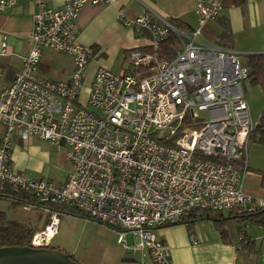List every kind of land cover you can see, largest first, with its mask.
I'll return each mask as SVG.
<instances>
[{"label": "built area", "instance_id": "1", "mask_svg": "<svg viewBox=\"0 0 264 264\" xmlns=\"http://www.w3.org/2000/svg\"><path fill=\"white\" fill-rule=\"evenodd\" d=\"M23 0H0V11ZM33 0L30 47L11 81L0 88V186L25 193L48 223L31 238L45 246L60 211L74 207L89 218L132 234L131 250L152 264H172L153 230L199 211L250 213L264 209V188H244L246 144L254 128L244 96L248 69L237 52L205 40L204 26L220 18L225 0H192L195 26L182 29L153 10L118 19L135 32L148 31L149 50H130L114 72L96 69L81 97L93 48L77 41L76 18L85 4L115 0H69L49 7ZM173 34L180 46L170 58L159 48ZM6 43H1L4 54ZM66 54L64 79L42 77L44 50ZM31 136L67 147L71 170L62 182L28 177L10 167L11 143ZM198 244L194 234L189 235ZM117 241L126 246L122 230ZM264 248V244H263Z\"/></svg>", "mask_w": 264, "mask_h": 264}, {"label": "crops", "instance_id": "2", "mask_svg": "<svg viewBox=\"0 0 264 264\" xmlns=\"http://www.w3.org/2000/svg\"><path fill=\"white\" fill-rule=\"evenodd\" d=\"M68 1L47 0L46 4L49 7H59ZM120 9L129 18L153 10L168 20H179L184 27L186 25L190 28L195 26L192 0H115L111 4H85L76 18L77 41L91 46L93 57L84 70L82 98L87 94L97 68L102 67L117 72L121 69L126 54L130 50L146 47L150 43L148 31L135 32L133 28L119 21L118 11ZM36 10L37 6L33 0H23L0 11V50L2 41L5 40L6 43L4 54L0 53V88L11 81L15 71L21 65L22 56L30 47L33 15ZM225 23L229 25L231 36L227 42L219 38ZM206 26L215 31L214 39L210 42L231 48L237 52L238 56L264 52V0H245L240 5H233L232 0H229L228 4L223 6L220 18L207 23ZM203 38L205 39L204 36ZM58 65L53 76L46 78H66L72 67L71 58L69 57L65 64L59 62ZM39 71L41 73L40 65ZM84 88L85 91H83ZM3 131L4 125L0 122V136ZM34 137L36 136H31L25 142L17 137L13 138L10 158V167L13 170L25 174V165L29 160H27V155L22 153V148L31 147V145L35 147L33 146ZM67 174L59 182L64 181ZM256 176L257 179H261L260 174ZM262 189L260 184L259 189L254 192L259 194ZM246 191L249 192L248 189ZM233 222L239 221L230 218L222 225L224 236L220 234L216 223L208 218L196 219L191 224L157 226L153 233L167 248L172 264H264L261 226V233L257 235H250L245 231L248 240L244 245H240L238 241L241 232L232 228ZM125 232L122 230L123 236ZM190 234H194L198 239V244H193L189 240ZM131 244L126 243L127 247H121L120 256L125 264H152L148 257H142L138 252L132 251ZM128 254L132 256L125 257ZM139 259L140 262H138Z\"/></svg>", "mask_w": 264, "mask_h": 264}, {"label": "rangeland", "instance_id": "3", "mask_svg": "<svg viewBox=\"0 0 264 264\" xmlns=\"http://www.w3.org/2000/svg\"><path fill=\"white\" fill-rule=\"evenodd\" d=\"M134 4H136L135 1ZM202 35L206 40L213 41L215 31L208 29L205 25ZM68 60L69 57L64 54L44 50L40 63V75L50 77L57 70L59 62L65 64ZM239 60L244 64L245 55L240 54ZM243 89L251 120L255 126L264 114V93L259 84L249 79L243 82ZM261 135L264 134L256 132L246 144L245 156L248 170L244 175V188L251 194H256L254 190L259 189L260 186V178L257 179L256 175L264 171V141H261ZM33 144L35 147L31 145V147L22 148V153H25L29 160L25 165V175L51 179L55 182L61 181L71 169V164L66 157L67 147H57L37 137H34ZM0 210L5 213L7 219L29 223L36 231L43 228L46 219L44 211L32 207L25 209L14 206L8 199L0 200ZM58 220L56 232L45 246L68 254L80 264H125L120 256L122 244L117 241L120 231L124 229H117L111 225L69 213H61ZM231 225L235 231H246L250 235L261 233L260 226L245 219H240L239 222H233ZM125 231L126 243L131 244V232ZM127 256L131 257L132 254L125 255ZM140 261L139 259L138 262Z\"/></svg>", "mask_w": 264, "mask_h": 264}, {"label": "trees", "instance_id": "4", "mask_svg": "<svg viewBox=\"0 0 264 264\" xmlns=\"http://www.w3.org/2000/svg\"><path fill=\"white\" fill-rule=\"evenodd\" d=\"M245 0H232L233 5H240ZM229 0L224 1V5L228 4ZM170 23L178 28H186L189 29V26H185L177 19L169 20ZM223 31L219 35L221 41H229L230 40V28L227 23L223 25ZM179 46V41L175 37V35L170 34L165 41L161 43L159 48V54L161 57L170 58L174 52V49ZM135 50H149V46L134 48ZM248 69L247 79H249L253 83H257L261 86L264 93V52L263 53H255L248 54L245 56L244 64ZM259 132L264 134V114L261 115L260 120L257 125L254 126L252 132L249 135V138L255 136V133ZM261 141H264V135H261ZM261 175L260 184L264 188V171L259 172ZM8 199L10 203L14 206H21L22 203L30 202L34 203V198L25 193H15L12 192L8 187L0 186V200ZM56 209L60 211V213H69L75 216H82L85 218H89L80 210L74 207H65V206H56ZM60 215V214H59ZM199 218H208L213 220L216 223L217 228L220 231L222 236L225 235L224 229H222V225L225 221L231 219L238 220L245 219L246 221L255 223L261 226L263 231L262 243L264 244V209H258L250 213H240L236 211L226 212V214L222 211H210L204 210L199 211L197 214H188L184 216L182 220L175 224L179 223H193L196 219ZM91 219V218H90ZM49 220V215H46V219L43 225L47 224ZM94 220V219H92ZM96 221V220H95ZM105 224V223H104ZM170 224V225H175ZM108 225V224H106ZM36 232V229L31 226L29 223L20 222L17 220H9L6 218L5 213L0 210V247L1 246H32L31 238L32 235ZM246 240H248V236L245 231H242L239 235L238 244L244 245ZM48 247V246H47ZM50 248V247H49ZM56 249V248H55Z\"/></svg>", "mask_w": 264, "mask_h": 264}, {"label": "water", "instance_id": "5", "mask_svg": "<svg viewBox=\"0 0 264 264\" xmlns=\"http://www.w3.org/2000/svg\"><path fill=\"white\" fill-rule=\"evenodd\" d=\"M0 264L80 263L72 259L68 254L55 248H49L47 246H1Z\"/></svg>", "mask_w": 264, "mask_h": 264}]
</instances>
